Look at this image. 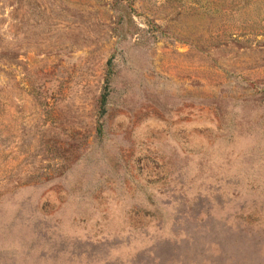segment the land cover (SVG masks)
Returning <instances> with one entry per match:
<instances>
[{"label":"rangeland","instance_id":"1","mask_svg":"<svg viewBox=\"0 0 264 264\" xmlns=\"http://www.w3.org/2000/svg\"><path fill=\"white\" fill-rule=\"evenodd\" d=\"M0 264H264V0H0Z\"/></svg>","mask_w":264,"mask_h":264},{"label":"trees","instance_id":"2","mask_svg":"<svg viewBox=\"0 0 264 264\" xmlns=\"http://www.w3.org/2000/svg\"><path fill=\"white\" fill-rule=\"evenodd\" d=\"M111 77V71L107 72L106 74V87L105 89H107V91L101 95L100 99H99V107L98 109L100 110L101 114H105L106 110H107V106H108V97H109V91H108V84L110 83V78Z\"/></svg>","mask_w":264,"mask_h":264}]
</instances>
